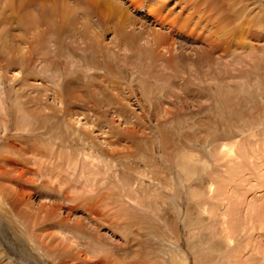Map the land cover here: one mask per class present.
Returning a JSON list of instances; mask_svg holds the SVG:
<instances>
[{"label": "rangeland", "instance_id": "1", "mask_svg": "<svg viewBox=\"0 0 264 264\" xmlns=\"http://www.w3.org/2000/svg\"><path fill=\"white\" fill-rule=\"evenodd\" d=\"M54 1L60 0H4L1 4L0 11L3 9V12H1L2 19L5 18V21L8 19L6 29L9 30L8 37L5 39L4 49L7 52L8 58L14 61L15 65H19V63L25 61L27 57L33 59L32 57L36 56V53H41V51L45 52V50L46 52L49 51V36L46 34L48 30L55 32L59 31L61 33V39L69 43L67 45L77 41V38L80 37L78 31L73 32L74 26L70 27L73 31L69 29L65 30L66 32L59 30L61 27V16L59 10L55 11L54 7L51 6V2ZM61 1H65L70 5L76 2V0ZM121 1L128 2L129 0ZM155 1L159 2V0H154L153 4ZM163 1L164 2L161 3L164 4V6L162 8H157V13L161 12L165 14L171 11L174 12L175 15V13L179 11V6L172 10L175 0ZM206 1L208 0H203V2ZM233 1L234 0H215V5H212L214 10H211L212 12L209 14L210 17L208 18L205 16L207 14L202 11V6L199 10H196V12H202L200 17L198 16L197 18L196 16V22L198 21L197 19L203 17L202 19L206 18L207 21L214 23V27L212 26L214 30H217L216 28H218L219 31L224 29L225 36L221 41L226 48L224 53L217 51L210 52L209 54L207 50L208 45L204 44L197 35L191 36L188 31H185L182 36L178 37V35L173 33L177 28L179 29L178 26L177 28L173 27L174 29L172 28V31L167 28L166 22L159 26L155 23L152 24L155 21L154 17H142L146 12L140 13L141 15L133 14L134 17H136L135 19L140 20V23H143L150 32L159 30L167 35L171 41L185 47L183 51H178L176 53L178 58L177 61L182 65V69L179 70L175 80H173L174 77L172 76L173 79L170 80V86H167L168 89H164L165 92L168 91L171 95L166 97L158 95L154 110L152 106L149 107L144 101L138 104L135 100L125 99L122 95L118 96V99L117 96L115 97L120 103H118L119 105H110L108 103L107 108L94 107L95 98L92 97V99L90 97V99L86 96L84 101H86V98L89 100L86 103L87 105L85 102H82L83 106L86 105V110H84V107L83 109L75 108L72 113L77 115L74 116V114H71L73 118H70L66 111L64 112L63 110L64 104H61L60 101L52 97L55 88L49 81H46L45 78L41 80L39 77H35L34 79L32 76H29L32 78H29L28 81H32L31 84L38 87V89L25 90V88L21 87V83H19L20 81L17 79L20 78L23 73L19 66H13L12 68L14 71H11V73L9 72L7 75L3 74L0 70L1 82L4 86V88L1 87L3 96L9 98L10 95L14 97L22 95L21 103H26L27 99H29L28 95L29 97L38 99L37 103H29V105H27L29 111L35 115L34 124L31 122L32 124L28 127L18 128L17 130L13 129L12 120L14 114L10 109L8 110L10 116L8 128L5 129L1 127L0 124V149L6 145L8 150L11 151V154H8V157L11 159V165L7 168V170L11 169V171L7 178L0 179V196H2L3 199L6 197L11 201L12 196L15 197V191H19L22 188L24 194L23 199H25V201H14L15 207H12L13 213L20 215L23 219L27 217L32 220L37 218L41 211L45 209L48 210L56 205L60 209V220H64L68 225L79 222L78 226L82 227L81 233L83 234L72 239L71 234V236L66 234L60 237L58 231L49 227L46 228V226L43 227L45 230H43V234H41L38 229L39 227H35V225H33L35 223H32V225L29 224V220V223L26 224L27 233L25 234V238L28 235L31 240V243L28 244L25 238L20 237V225H18V229L16 226L10 227L11 229H9L11 222H9L10 219L8 215L4 214L7 209H5L3 213H1L0 210L2 214H0L2 230L4 233L6 230H9L11 237H9L11 241L6 240L7 236L4 238L0 237V247L3 251H6V254H4L3 251L0 252V264H8V262L9 264H86L81 260L86 258L91 261L92 259L90 260L89 257L91 249H88L85 244L88 239H84V237H97L99 242L106 246L103 249H108L107 251L111 253L115 252L118 254L117 256H121L120 253L123 251L125 252L128 250L129 252L130 250V256L132 257L135 252L138 254H140V252L144 253L143 251L147 248L152 252V255L149 260L145 261L146 264H169V253L176 255V252L185 255L187 264H227L230 258L231 264H235L236 261L237 264H264V102L263 98L259 96L261 95L262 97L263 92L262 89H259L261 90L260 94L256 92L257 86L253 81L249 84L250 86L244 90L245 84L247 83L245 80L250 78L247 75L250 72L253 73L254 70L257 71L256 74L261 73L262 84H264V0H243V2L241 4L239 3L235 8V11L229 10V6H234L232 3ZM77 2L78 5H80L79 3L81 1ZM179 2H182V0H179ZM199 4H202V2L200 1L197 5ZM181 6H183V4ZM44 7L47 10L46 12L41 11ZM243 7L247 10L245 12L247 17L250 16L248 19L244 16L245 13L243 14L240 11ZM183 10H185V12H182V18L185 20L189 8L182 9V11ZM41 12L45 13L48 26L43 24L37 28H31L30 26L33 25L23 24L24 18L35 19L36 17L38 19V17L42 16L40 14ZM147 12H149V10H147ZM77 15L81 16V14ZM154 15L156 16V13H154ZM84 18L85 17L82 19ZM21 20L22 22H20ZM170 20L171 18L167 19V22ZM52 22H54L53 26ZM139 25L140 24H138L137 28H139ZM189 27H191V25H189L188 28ZM89 29L104 32L103 27L100 28L99 26L92 25L91 22L89 23ZM202 36L205 37V35ZM113 37L114 34L112 33H107L105 37H102L103 45L108 46L111 50L114 49L113 42H111ZM249 39L251 42H249ZM79 43H81V38ZM256 48L258 50H256ZM114 50L117 52V49ZM124 55L129 54L127 51L121 53V55L118 54L119 57ZM161 55L165 59L168 57L166 51H162ZM193 63L195 64L194 66L198 68L197 72L200 79L197 81L191 76L193 72L192 69L188 67V65H193ZM91 75L95 82L91 80L88 86L94 84L103 89V87H110L109 83H113L114 86L116 84L115 79L113 80L112 77L106 76L103 72L93 71L89 74L90 77ZM12 76H16V79H11L14 78ZM135 76H137V74ZM210 76H214L215 81L210 79ZM110 80H112V82ZM120 82L118 83L120 84ZM121 84L124 88L129 85V83L125 81L124 84L126 85H124L123 82H121ZM75 86H77L76 82ZM161 87L162 86L159 88H164ZM79 88L82 90L84 85H79ZM224 90L232 91V93H236L238 97L242 96V101H240V103L237 99L232 101L230 103L231 105H228L230 111H224L218 114L217 109H215V105L218 103L217 101H220L222 105L227 102V96L224 97V99L220 96V92ZM250 92H252V94H250ZM78 94L79 93L76 92V95ZM253 96H255V99L251 102H247L248 107L245 108V100ZM10 105L9 102V108ZM93 107L95 109H93ZM96 107L99 110H97ZM113 108L123 109L126 117H118L114 113ZM107 110L108 112H106ZM91 111L92 113H90ZM97 115L101 116L100 121L96 120V118H98ZM49 116L51 117L48 120L49 122L43 127L40 122ZM85 116H87V118H85ZM0 117H2L1 114ZM59 118L61 119L59 120ZM184 121L186 126L191 127V130H187L185 125L181 128L180 125L179 127L177 126L178 123L183 124ZM193 123H196V126ZM231 123H234V128L229 127ZM216 126L218 128L214 137L212 132L214 131L213 128H216ZM232 132L238 133L237 135H239V137L233 140V144L239 145L240 148L242 147L240 152L245 158L243 164L239 165V169H235L234 166L232 170H226V168L223 167L224 164L221 163L213 166L214 163L210 161V165L208 166L209 170L207 169V171L204 172L205 178L202 181L204 187L205 182H210L211 176V180L214 183L215 180L217 182L215 186L219 184L222 185V194L218 197V201L213 199L215 198L214 194L207 195L205 193L206 208L210 209L212 205H215L217 207V215L210 217L205 216V218L194 213L193 216L187 217V194H190V188H183L184 182L179 179L178 170H170L169 167L171 166L165 159V155L168 154V158H173V153L182 148V150H186V154L196 153L197 156H203L212 149L211 147L214 146V144L218 143L214 142L216 139H220L224 134L227 135ZM128 136L138 141L134 140L136 142L133 143ZM80 137L83 138L84 143L79 142ZM118 139L119 141L116 143ZM63 141L65 142V148H69L70 150H72L71 145L73 146L79 143L80 146L87 145L86 147L89 149H95L96 151L109 155L112 153L111 150H115L113 153L117 154L121 152L126 154V152L129 151L134 152V156H137L139 161H142V165L138 162L137 166L142 170L144 169L145 173L143 175L145 177L147 175L144 183L147 188L152 185V182L147 178L154 177L153 172L157 177L166 181L169 179L165 178V171L167 173H172L174 179L171 178V180L173 184L176 185V188L173 193L166 191L165 198H161L163 202L167 203V206L160 205L156 208L153 203V198H147V196H150L152 193L144 191L142 194L145 195V199L142 200L141 205L146 204L149 213H144V215H142L138 208L132 207V209H135V213H138L134 217L137 218V220L139 219L141 223L140 227L143 228V230H139L138 227L131 224L132 222L129 218L125 220V217L122 230L112 227L111 223L119 218V216L113 215L114 209L111 211L106 210L107 213L103 210L105 213L104 216L101 217L103 219L98 220V217H90L88 213L85 212L84 207L80 206L79 200L72 204L63 199L67 190L71 189L73 186L76 188L79 182L82 181L79 178V170L81 168L78 167L79 164L74 168V164L67 162V151H64L62 146H60ZM192 142L195 143V145H199L201 150H190L192 146L194 147ZM68 145H70V147ZM59 146L62 151L58 149ZM70 150L68 153L69 155L70 153H74ZM1 155L3 156V154ZM1 155L0 157L2 158ZM119 161L118 166L124 167L125 161ZM120 167L119 170H121ZM137 172L140 171L138 170ZM69 181H71L70 184ZM41 182L43 186L36 191L33 186L40 185L42 184ZM198 183L201 184L199 180L193 181L191 187L193 184L197 186ZM78 192L80 193V191ZM101 192L103 193V188L100 187L96 194ZM144 197L139 196L135 199H143ZM135 199L130 202V205H134ZM175 199H177V201ZM179 199H181V202H178ZM178 203H180L183 208V213H181V215L174 209ZM68 205L73 206L75 212H68ZM191 206L194 207V203ZM188 207L190 208L189 204ZM131 212L130 210L129 213ZM155 213L157 214V218L162 219V222L159 220L157 221V219L153 217ZM220 213H225L227 217L229 215H234L236 223L239 224L238 231L240 238L238 240H232L233 243L229 246L230 248H228L227 252H225L227 241L223 239L224 231L222 230L221 223L218 221V215H220ZM200 219L205 221L201 223L199 222ZM228 225L230 224L228 223ZM128 230L132 235L129 236L130 242L127 246L124 243V237ZM137 233H139V235H137ZM135 234L137 236H135ZM161 235L162 241L160 242ZM64 238H68V241ZM38 240H43L45 246L48 245L46 251L44 250V252H41V249L35 246V242L39 243L37 242ZM93 240L98 242L96 239ZM213 244L218 246V252L214 253V255L211 253ZM21 246H24L25 251L26 248H31L32 251L23 253L19 248ZM22 247L21 249L23 250ZM164 247H167V249ZM169 248H171V250H169ZM115 250H117V252ZM74 254H78L79 258ZM18 255L23 256V259H26L27 262H18V260L15 259ZM70 256H73L75 260H70ZM139 257V261H144L141 255ZM233 257H235V260H233ZM98 258L101 259L100 257ZM117 260L120 261L119 259ZM127 260L128 259L123 257L121 264H129L130 260ZM180 260L181 259L178 257L177 264ZM96 264H111V262L106 260Z\"/></svg>", "mask_w": 264, "mask_h": 264}, {"label": "bare ground", "instance_id": "2", "mask_svg": "<svg viewBox=\"0 0 264 264\" xmlns=\"http://www.w3.org/2000/svg\"><path fill=\"white\" fill-rule=\"evenodd\" d=\"M3 1L4 0H0V6L3 3ZM77 1H81L79 3L80 5H78ZM153 1L154 0H129L128 2H123L121 0H76L77 3L74 2L73 5H70L69 3L65 1H61V0L51 2V6L54 7L55 11L59 10V14L61 16V19H60L61 27L59 30L66 32L65 30L69 29L73 31L72 29H70V27L74 26L73 32L78 31L80 37L77 38V41H74L73 43H70V45H67L69 43L61 39V33L59 31L55 32V31L48 30L46 31V34L49 36V39H48L49 40L48 43L50 44L49 51L46 52L45 50V52L41 51V53H36L35 54L36 56L32 57L33 59L27 57L25 61H22V63H19V65H15L14 61H11V59L8 58V55L6 54L7 52L4 49L5 39L8 37L9 30L6 29L7 28L6 26L8 24V19L6 21H5V18L2 19V13H1L3 12V9H2L0 11V70L3 72V74L7 75L9 74V72L11 73V71H14L12 68L13 66L14 67L19 66V68L21 69V71H23V73H22V76L17 79L20 81L19 83H21V87L25 88V90L26 89L27 90L38 89V87L31 84L32 81L31 82L28 81L29 78L33 77L35 79V77H39L41 80L45 78V80L49 81L55 88L54 93L52 94V97L60 101L61 104H64L65 109L63 107V110L64 112L66 111L67 115L70 116V118L71 117L73 118L71 114L72 115L74 114V116L77 115V114L75 115V113H72L75 108L83 109L84 107V110H86V105H87L86 103L87 101H89L87 98H86V101H84L86 96L89 98L90 97L95 98L94 99L95 102L93 104L94 107L97 106L100 108H103V107L107 108L108 103L110 105H117L119 102L118 100L115 99V97L117 96V99H118V96L122 95L125 97V99L135 100V102L138 104L141 101H144L149 107L152 106V109L154 110V107L157 104L156 98H158V95L164 96V97L171 95L169 94L168 91L165 92L164 89L166 88L168 89V87L170 86V80H172L173 77H174L173 80H175L177 78L176 76L179 73V70L182 69V65L179 63V61H177L178 58L176 56V53L178 51L179 52L183 51L185 47L182 46L181 44L179 45L176 42L171 41V39H169L167 35L160 32L159 30L150 32L143 25V23H140V20L135 19L136 17H134L133 15L134 13L139 15L140 13L146 12L142 17L144 16H147V18L148 17L150 18V16L154 17L155 21L152 24L155 23L158 26L166 22L167 23L166 26H168L167 28H169V30H172L173 27L177 28L178 26L179 29L177 28L176 31L172 30L174 34L178 35V37L182 36L185 33V31L186 32L188 31L191 36L197 35L198 38L201 39L204 44L208 45L209 49L207 48V50L209 54L210 52H217V51H219L220 53H224L226 48L224 47V44L221 43L222 38L225 36L224 29L219 31L218 28L215 27L217 30H214L213 28L214 23L206 20V18L210 17L209 14L212 12L211 10L212 9L214 10V8H212V5H215L214 4L215 0H208L206 2H203V0H182V2H179V0H175L172 10H174V8H178V6L180 8L179 11L176 12L177 14L175 13V15H174V12H171V11H168L165 14L161 12L157 13L156 12L158 11L157 8L159 7L162 8L164 6V4H162L164 1L163 0H159V2L155 1L154 4H153ZM200 1L202 2V4L197 5ZM242 2L243 0H234L232 2L234 6H229V10L235 11V8L239 5V3L241 4ZM182 4L183 6H181ZM201 6L203 7L202 11H204V13H206L207 15H205L206 16L205 19H202L203 18L202 17L200 18L201 21L200 19H197L198 21L196 22L195 20L196 16L198 18V16L200 17V14L202 13V12L199 13L200 11L196 12V10H199ZM187 8H189V11H188V14L185 16V20H184L182 18L183 17L182 12H185V10L182 11V9H187ZM217 9H220V8H217ZM147 10H149L150 13L147 12ZM41 11L46 12L47 10L44 7L42 8ZM240 11L244 14L247 10H245V7H243L242 9H240ZM42 12L40 13L42 16L38 17V19L36 17L35 19L34 18L33 19L24 18L23 24L33 25V26H30L31 28L32 27L37 28L38 26H41L43 24H46V26H48L46 15L45 13H42ZM154 13H156V16L154 15ZM77 14H81V16ZM244 16L247 19L248 17H250V16L247 17L246 13ZM83 17L85 18L82 19ZM170 18L171 20L167 22V19H170ZM20 22H22V20ZM90 22L92 25L99 26L100 28L103 27L104 32H99V30L97 31L94 29H89ZM53 24L54 22H52V26ZM138 24H140L139 28H137ZM189 25H191V27L188 28ZM242 27H245V26H242ZM107 33L114 34V37L112 38L111 42H113L114 49H117V52L114 49L111 50L108 46L103 45L102 37H105ZM202 35H205V37H203ZM80 38H81V43H79ZM142 39H143V43H142ZM249 42H251L250 39H249ZM67 46H70V47H67ZM256 50L258 49L256 48ZM125 51H127L129 55H124L122 57L118 56V54L121 55V53H124ZM162 51H166V53H168L167 59H165L161 55ZM194 65L195 64L193 63V65L190 64L188 65V67L192 69L193 74H191V76L197 81L200 79V77L197 72L198 68L195 67ZM93 71L103 72L106 76L112 77L113 80L115 79V82H116L115 86L113 85V83H109L110 87L108 86L103 87V89L100 86L94 85V84H92L91 86L90 85L88 86V83L91 80L92 82H95V80H93L92 78V75L91 77L89 76V74ZM256 72L257 71L254 70L253 73L250 72L247 75L250 78H247L245 80L247 83L245 84L244 90H246V88L250 86L249 84L253 81V83L257 86L256 92H258V94L261 93V90L259 89H262L263 95L262 97L261 95L259 96L260 98H263V102H264V84H262V75H260L261 73L256 74ZM136 74L137 76H135ZM16 76H12L14 78H11V79L15 80ZM29 76H32V77H29ZM210 79H213V81H215L214 76H210ZM110 81L112 82V80ZM117 81L118 82L121 81L123 82V84L125 81L129 83V85L127 84L129 87L126 86L124 88V86L123 87L121 86L122 85L121 82L119 84ZM75 82L77 83V86H75ZM260 84L262 85V88ZM79 85H84V88L81 90V88H79ZM160 86L164 88L161 87L162 89H160L159 88ZM1 87L4 88L3 83L1 82V77H0V114L2 115V117H0L1 127L7 129L10 124V121H9L10 116L8 114L9 109L14 114V117L12 120L13 129L17 130L18 128L28 127L32 124L31 122H33L34 124L35 115L31 113V111H29V107H27V105H29V103H33V104L35 102L37 103L38 99L29 97L28 95L29 99H27L26 103H21L22 95H19V92H18V95H19L18 97L17 96L14 97L10 95V97L7 98L3 96ZM228 90H231V89H228ZM76 92L79 94L76 95ZM252 92H250V94H252ZM235 95L236 93L233 94L232 91L224 90L223 92H220V96L222 97V99H224V97L227 96V99H226L227 102L226 104L224 103L222 105L220 101H217L218 103L215 105V109H217L218 114L223 113L224 111H230V109L228 108L229 107L228 105H231L230 103L232 101L236 99L239 103L240 101H242V96L238 97V95L236 96ZM254 99H255V96L251 97L248 100H245V104H244L245 108L248 107L247 102H251ZM9 102L11 104L10 108L8 106ZM82 102H85L86 105L83 106ZM94 107L93 109H95ZM263 108H264V104H263ZM113 109H114L113 110L114 113L118 117H121V116L123 118L126 117V114L123 109L121 108L119 109L113 108ZM97 110L99 109L97 108ZM86 112H89V111H86ZM106 112H108V110ZM90 113H92V111ZM87 116H85V118H87ZM49 118L51 117L49 116L45 120L43 121L41 120L42 122L40 123L42 124L43 127L46 126V124L49 122L48 121ZM60 119L61 118H59V120ZM100 119H101V116L99 115L98 118H96V120L100 121ZM85 120H88V119H85ZM179 125H180V128L183 125H185L187 130H191V127L186 126L185 121L183 122V124L182 123L177 124L178 127ZM194 125L196 126V123ZM229 127L234 128V123L229 124ZM217 128H218L217 126L216 128H213L214 131L212 132V135H214V137H215ZM237 134L232 132L227 135L224 134V136L223 137L221 136L220 139H216V141L214 142H218V143L214 144V146L211 147L212 149H210L203 156H197L196 153L186 154V150L185 149L182 150V148L181 150L179 151L177 150L176 152L173 153V158H168L167 156L168 154L165 155L166 157L164 156L171 166L169 167L170 170H176V169L178 170L179 179L183 180L184 182L183 188L185 189L186 187L190 188V192H189L190 194H187V197H188L187 198L188 203L186 207L187 217L193 216L194 213H196L198 216H201V217H205V216L210 217V216L217 215V207L215 205H212L210 209L206 208L205 193L207 195L214 194L215 198L213 197L212 198L215 199V201H218V197L221 196L222 194L221 192L222 185L219 184L215 186L217 182L215 180V183H214L211 180V176H210V182L209 183L205 182L204 183L205 185L203 187L202 181L205 178L204 172H206L207 169L209 170L208 166L210 165L209 163L210 161L214 163L213 166L219 165L221 163L224 164L223 167L226 168V170L228 169L232 170L234 166H235V169H239L238 168L239 165L243 164L245 158L240 152L242 150V147L240 148L239 145L237 146V144H233L234 143L233 140L239 137V135ZM118 137L121 138L120 136ZM129 138H130V141H132L133 143L138 141L136 139H133V137L132 138L129 137ZM212 139H213V136H212ZM118 141L119 139L116 140V143ZM79 142L84 143L83 138L80 137ZM211 143L213 144L212 141ZM193 144H194V147L192 146L191 147L192 149L190 150H193V151L201 150L199 145H195V143ZM70 145L68 146L70 147ZM60 146H62V149L64 151H67L66 152L67 162L70 164H74L73 165L74 168H76L78 164H79L78 167H81L79 170V178L82 180L81 182H79V185L77 187L75 186L76 188H74L72 184L73 187L71 186L72 188L67 190L66 195H64L65 197L63 199L66 202H69L72 204L75 203V201L79 200V204L80 206L84 207L85 212H87L90 217H94V218L98 217L97 218L98 220L103 219L101 217L104 216L105 214L104 211L106 210L111 211L112 209H114L113 215L114 216L117 215V217L119 216V218L116 219L115 222L111 223L112 227H114L115 229L118 228L122 230L123 229L122 224L124 223L126 218H129L132 222L131 224H133L135 227H138L139 230H143V228L140 227L141 223L139 219L137 220V218L134 217L138 213H135V209H132V207L138 208V210L141 211L142 215H144V213H149V209L147 208V205L146 204L141 205L142 200L145 199L144 197L145 195H143L142 193L144 191L151 192L152 194H150V196H147V198L152 197L153 203L155 204L157 208V206H160V205L167 206V203L163 202L161 198H165L166 191H168L169 193H173V191L176 188V185L173 184L171 180V178L174 179V176L172 175V173H167L166 171H165V178H168L169 180L167 181L162 180L161 178L157 177L153 172L154 177L147 178L148 180L152 182V185L151 187L149 186L147 188L146 185L144 184L146 181L145 178L147 177V175L145 177L143 175L145 173L144 169L142 170L137 166L138 162L142 165V161H139V158L137 156H134L135 155L133 154L134 152L129 151V152H126V154L123 152L117 154V153H113V151L115 150H111L112 153H110L109 155L106 153L96 151L95 149L93 150L91 148L89 149L86 147L87 145L80 146L79 143L78 144L76 143V145H73V146L71 145L72 150H70L69 148H65L66 146H65L64 141L60 144ZM60 146L58 147V149H60ZM62 149L60 150L62 151ZM0 150H1L0 153L3 154V156L0 154L2 156V158L0 157V179H1V178H7L8 174L11 171V169L7 170L9 165H11V159L8 157V154H11V151L8 150L6 145L1 147ZM69 150L73 151L74 153H70L69 155L68 154ZM119 160L125 161L124 167L118 166L120 162ZM119 167L121 170H119ZM138 170L140 172H137ZM196 180H199L201 184L198 183L197 186H194L193 184V186L191 187V183ZM70 182L71 181H69V184ZM42 186H43V183L40 185L33 186V188L37 191L41 189ZM100 187L103 188V193L101 192L99 194H96ZM20 190L15 191V197L12 196L11 201L8 200L6 197H4L5 199L4 200L3 197L0 196V210H1V213H3L4 210L7 209V211L4 214H7L10 219L9 222H11V225L9 226V229L15 226L18 229V225H20L21 227L19 229L21 230L20 237L25 238V234L27 233L26 224L29 223L30 219H28L27 217L23 219L20 215L13 213V210H12V207L13 206L15 207L14 201H17V200L25 201V199H23L24 194H23L22 188ZM78 191H80V193ZM139 196H143L144 198L135 199V198H138ZM133 199H135L133 203L134 205H130V202H132ZM175 200L177 201V199ZM178 202H181V199H179ZM193 203L195 205L194 207L191 206ZM188 204L190 205V208L188 207ZM73 209H74L73 206L68 205V210H67L68 212L71 211L72 213V211H74ZM174 209H176V212L179 215L183 213L182 211L183 208L180 203H178ZM130 210L132 211L131 213H129ZM153 215H154L153 217L157 219V221L159 220L162 222V219L157 218L156 213ZM124 217H125V220H124ZM218 217H219L218 221L221 223L222 230L224 231L223 239L224 241H227L226 248H225V252H227L228 248H230L229 246H231L233 243L232 240H235V239L238 240L240 238L239 231H238L239 224L236 223V219L234 215H229L227 217L225 213L223 214L220 213ZM204 221L205 220L200 219L199 222L202 223ZM32 223H35L33 224L35 225V227H39L38 229L41 234H43V230H45L43 229L44 226H46V228L49 227V228H52L58 231L59 232L58 235L60 237L65 236L66 234H69V235L71 234L72 236L71 235L70 236L72 239L76 236L79 237L82 234L81 233L82 227L78 226L79 222L78 223L75 222L72 225H68L65 223L64 220L62 221L60 220V209L56 205L54 207H51L48 210L45 209L44 211H41L40 214L37 216V218L30 220L29 224L32 225ZM228 223L230 225H228ZM131 235H132L131 232H129L128 230L126 236L125 237L123 236L125 240L124 243L127 246L130 242L129 236ZM137 235H139V233H137ZM137 235L135 234V236ZM5 236H7L6 240H10L9 230H6V232L4 233V231L2 230V225L0 224V237L4 238ZM91 238L92 237L90 238L84 237V239H88L87 243L85 244L87 245L88 249H91V252H89L90 254L89 257H90V260L92 259L91 261L87 260L86 258L81 260L86 264L87 263L96 264V263H99L101 261H106V260H109L111 264L112 263L117 264V261H118L117 259L120 260L118 261V264H121L123 257L130 260L129 264H146L145 261L149 260V258L152 255V252L146 248V250L143 251L144 253L140 252V254H138L137 252H135L134 256L132 257L130 256L131 255L130 250L129 252L128 250H126L128 253L126 251L125 252L123 251L122 253H120L121 256H117L118 255L117 253L115 252L111 253L107 251L108 249L107 250L103 249L106 246L104 244H101V242H99V239H97V237H93L92 239ZM25 239L28 244L31 243V240L28 237V235L26 236ZM64 239L68 241V238H64ZM93 239L98 240V242L94 241ZM161 241H162V235H161L160 242ZM37 242L39 243L35 242V246L41 249V252H44V250L46 251V248L48 247V245L45 246L43 240H38ZM21 247L19 248L23 253H29L32 251L31 248L30 249L26 248V251H25L24 246L22 247L23 248L22 250ZM69 247H72V246H69ZM164 248L167 249V247H164ZM169 250H171V248H169ZM2 251L3 250L0 247V252ZM115 251L117 252V250ZM3 252L4 254H6V251H3ZM217 252H218V246L213 244L211 253L214 255V253H217ZM74 255H77L76 257L79 258L78 254H74ZM140 255H141V258L143 257L144 261L138 260V257ZM0 257H1V254H0ZM98 257H100L101 259H99ZM178 257L179 259H181L178 264H187L186 262L187 259L185 255L180 254L179 252H176V255L169 253V257H168L169 264H177ZM69 258H71L70 260H73V261L75 260L73 256H70ZM8 259L14 261L11 258H8ZM15 259L18 260V262H23V263L27 262L26 259H23V256H20V255H18L17 258ZM233 260H235V257H233ZM227 264H231V258L228 260ZM235 264H237V261Z\"/></svg>", "mask_w": 264, "mask_h": 264}]
</instances>
